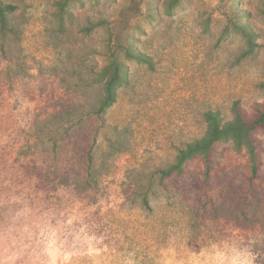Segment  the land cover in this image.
Here are the masks:
<instances>
[{
    "label": "rangeland",
    "instance_id": "rangeland-1",
    "mask_svg": "<svg viewBox=\"0 0 264 264\" xmlns=\"http://www.w3.org/2000/svg\"><path fill=\"white\" fill-rule=\"evenodd\" d=\"M3 1L17 9L0 56V264H264V131L257 177L247 149L227 143L207 180L196 159L183 178L154 185L152 209L135 191L204 135L208 110L228 121L236 101L248 113L264 104V0H69L66 12L58 0ZM110 40L151 63L120 51L128 80L95 138L99 198L39 193L19 145L36 142L55 101L96 103L90 81Z\"/></svg>",
    "mask_w": 264,
    "mask_h": 264
},
{
    "label": "trees",
    "instance_id": "trees-1",
    "mask_svg": "<svg viewBox=\"0 0 264 264\" xmlns=\"http://www.w3.org/2000/svg\"><path fill=\"white\" fill-rule=\"evenodd\" d=\"M58 4L61 10L66 12L69 0H58ZM16 9L15 4L0 0V56L6 59L10 48V40L7 39L10 34L16 33L12 23V15ZM234 24L252 43L254 37L248 26L241 22ZM94 26L90 30H93ZM121 50H124L126 57L130 59L151 63L149 56H145L134 44L110 40L109 61L94 73L90 81L100 84L101 93L96 103L87 108L81 102L72 100L55 101L52 106L46 108L39 125L36 124V142L28 146L20 143L19 150H23L21 159L24 167L30 171L29 178L36 184L34 188L39 193L64 194L70 198L88 201L98 200L97 192L100 190L104 172L96 161L95 138L99 131L98 122L102 126L104 114L117 101L120 87L128 80V67L121 58ZM76 73L71 79H75L78 85H91L87 83L83 72ZM254 109L252 113H248L240 102L236 101L233 105L234 118L228 121L223 119L219 111L208 110L205 113L207 129L204 135L188 142L179 150L172 163L159 170L157 184L151 177L148 189L144 190L140 183L137 185L135 191H139L141 206L152 209L150 198L152 194L157 193L154 185L166 187V179L183 178L193 160H203L205 179L210 178L217 164L218 148L227 143H232L236 151L247 149L253 176L257 177L262 167L263 148L256 135L264 131V104L257 103ZM45 136L47 140H44Z\"/></svg>",
    "mask_w": 264,
    "mask_h": 264
}]
</instances>
